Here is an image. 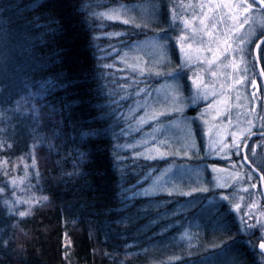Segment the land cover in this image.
Wrapping results in <instances>:
<instances>
[{
    "label": "trees",
    "instance_id": "1",
    "mask_svg": "<svg viewBox=\"0 0 264 264\" xmlns=\"http://www.w3.org/2000/svg\"><path fill=\"white\" fill-rule=\"evenodd\" d=\"M168 2H160L163 25ZM108 6L0 0V51L6 41L11 52L0 68V264H201L224 242L228 260L256 264L254 257L264 256L249 251L232 214L221 232L195 199L129 197L146 173L168 162L116 149L122 104H114L119 90L102 63L106 40L99 37L122 27L103 24L101 31L94 18ZM171 12L174 24L182 22L183 12ZM187 225L196 227L194 240Z\"/></svg>",
    "mask_w": 264,
    "mask_h": 264
},
{
    "label": "rangeland",
    "instance_id": "2",
    "mask_svg": "<svg viewBox=\"0 0 264 264\" xmlns=\"http://www.w3.org/2000/svg\"><path fill=\"white\" fill-rule=\"evenodd\" d=\"M102 1L109 6L94 13L98 30L104 29L103 24L122 27L118 32L100 33L99 37L106 40V45L100 51L102 63L116 78V88L119 90L114 104H122L117 114L122 118V126L118 130L120 145L116 149L123 157L127 155L137 160L168 162L156 173H146L129 197L195 199L197 210L202 215L210 213V219L221 232L229 227L225 216L232 214L238 235L247 241L249 251L253 252V248L256 250L259 244L258 237L264 235V229H260V235L252 238L255 229L246 227L264 223V209L261 206L264 180L260 179L264 176V139L250 138L254 133L264 131L261 127L264 125V90L259 83L258 73L249 69L245 73L256 81L255 88L251 83L225 88L218 99L225 101L227 97V107L218 104L210 108L207 100L196 98L197 93L202 95L207 91L209 96L212 91L219 93L221 84L230 83L231 77L240 76L241 72L233 73L230 67H226L232 57L227 60L222 58L223 63L218 62L212 69L218 73L217 77L211 76L207 65L197 66L195 47L202 34L193 36L185 28L184 21L194 23L199 28L198 19L194 18L200 14V5L208 0H164L165 3L169 1L166 13H171L167 15L166 25L162 24L160 14L162 0ZM173 9L183 12L185 16H181L182 22L174 24ZM124 20L128 23L124 24ZM261 30H264V13L253 10L249 13L248 23L238 31L237 36L252 43L254 34ZM181 35L192 36L189 42L193 44V59L189 64H184L187 45L184 53L180 51ZM164 36L170 37L165 40L169 45L166 51H158L151 46L152 42ZM134 37L136 39H132ZM251 43L246 45L248 51ZM236 59L240 64L238 55ZM181 65L183 75L180 90L176 92L175 82L165 74L176 71ZM244 66L241 64V68ZM193 80H198V83L193 84ZM145 89L147 95L143 91ZM177 98L187 101L179 105L183 113L175 110L174 101ZM190 98L196 99L193 102ZM162 112L167 115L160 116ZM154 116L159 118L154 119ZM196 129L200 132L202 145L197 140ZM233 135L238 143L247 144V148L242 147L240 156L232 150H220L221 143H232ZM161 155L164 159H160ZM242 156L248 159H242ZM253 184L255 187H252ZM225 195L229 197L228 201L222 199ZM202 215L199 213L198 216ZM195 228L194 225H187L184 231L192 235L193 240ZM185 240L189 245L191 239ZM224 244L212 245L210 249L215 253L204 255L201 264H237L228 260L230 248L221 249ZM254 260L256 264H264V258L259 255Z\"/></svg>",
    "mask_w": 264,
    "mask_h": 264
},
{
    "label": "snow or ice",
    "instance_id": "3",
    "mask_svg": "<svg viewBox=\"0 0 264 264\" xmlns=\"http://www.w3.org/2000/svg\"><path fill=\"white\" fill-rule=\"evenodd\" d=\"M253 3H255V0H253ZM253 3H249L248 0H208L206 4L202 3L200 5V14L198 17L194 18L198 19L200 25L199 28H196L194 23H190L187 20L184 21L185 28L191 31L193 36H201L202 34L201 39L196 42L197 46L195 47L197 66L207 65L211 76L217 77L218 73L212 69L217 66L218 62L221 64L223 63L222 58L224 60H227L229 57H232L230 63L226 65V67H230L233 73L237 71L241 72L240 76L233 75L231 77L230 83L221 84V90L219 93H217L216 91H212L210 96L207 91L203 92L202 95L200 92L197 93L196 98H202L204 100H207L210 108H213L215 105L218 104H224L225 107H227V97H225V101H220L218 99V96L223 95L225 88L230 89L234 85L243 86L247 83H251L253 88H255L256 86V81L254 79L248 78L245 75V73L248 72L247 58L251 56V52L247 50L246 45L251 43V41L245 40L242 36H237L238 31L242 29L245 24L248 23L249 13L254 10ZM260 11L264 13V0H260ZM53 23L56 22L53 21ZM123 23L127 24L128 21L124 20ZM49 31L55 30L49 28ZM0 36H6V33H0ZM204 38H206V40ZM166 39H170V37H161L160 40L152 42L151 46L157 49L158 51H166V49L169 47V45L165 42ZM191 39L192 36L181 35L179 37V47L181 53L185 52V45H187L188 48V53L186 54L184 64H189V62L193 59L191 55V51L193 50V44L189 42ZM258 40L259 42L255 43V48L258 50L259 53H264V34H261ZM4 44V49L0 51V68L5 67L9 63L11 57V52L6 46V41H4ZM234 44H236L237 46L234 47ZM237 55L239 56L240 64L237 63ZM258 58L264 60V55H260ZM241 64L245 66L241 68ZM254 66L255 62H253V69ZM260 74L264 75V69L261 70ZM157 75H159V73H157ZM165 75L175 82L174 90L176 92H179L180 78L183 75V65L179 66L176 71L172 73H166ZM192 83L197 84L198 80H193ZM50 85L51 81L41 83L39 85V90L36 94L40 95L46 92ZM143 91H145L146 95L148 94L146 89ZM196 98L190 99H192L194 102ZM253 98H255L254 94ZM184 103H187V101H184L180 98H177L174 101L175 110L178 113H183V108L179 107V105ZM159 115L166 116L167 113L162 112ZM153 118L158 119L159 117L154 116ZM261 127L264 128V125H262ZM242 147L247 148V144L238 143L235 138V135H233L232 143H221L220 150H232L235 155L240 156ZM252 151L254 154L255 150L253 149ZM225 154L228 155V152L225 151ZM81 156H83V154H81ZM241 158L245 160L248 159L247 156H242ZM152 159H155V157H152ZM160 159H164L163 155L160 156ZM260 179L264 180V176H261ZM252 187H255V185L253 184ZM169 195H171V193H169ZM187 195H191V193H187ZM222 199L224 201H228L229 197L225 195L222 197ZM237 208H239L238 205ZM20 215L24 216L25 213L21 212ZM246 227L250 229H255V231H259L260 229H264V223H259L258 225L249 224L246 225ZM255 231L253 232V234H255ZM258 241L259 248L262 250V252H264V235H260L258 237Z\"/></svg>",
    "mask_w": 264,
    "mask_h": 264
},
{
    "label": "flooded vegetation",
    "instance_id": "4",
    "mask_svg": "<svg viewBox=\"0 0 264 264\" xmlns=\"http://www.w3.org/2000/svg\"><path fill=\"white\" fill-rule=\"evenodd\" d=\"M249 3H253V0H249ZM254 11L260 12V14H263L260 11V0H255V3H253ZM257 14V13H254ZM261 34H264V30L259 31L257 34H254V40H252V43L250 45V52L251 56L248 57L247 61V68L249 71H255V72H261L262 69H264V60L259 59L258 57L260 55H264V53H259L258 50L255 48V43L259 42L258 38L261 36ZM253 62H255V66L253 69ZM262 205L264 209V192L262 191Z\"/></svg>",
    "mask_w": 264,
    "mask_h": 264
},
{
    "label": "water",
    "instance_id": "5",
    "mask_svg": "<svg viewBox=\"0 0 264 264\" xmlns=\"http://www.w3.org/2000/svg\"><path fill=\"white\" fill-rule=\"evenodd\" d=\"M261 78L263 79V81H264V77H263V75H261ZM258 136H264V132L263 133H261V134H259ZM258 251L261 253V254H263L264 255V252H262V250L259 248V246H258Z\"/></svg>",
    "mask_w": 264,
    "mask_h": 264
}]
</instances>
